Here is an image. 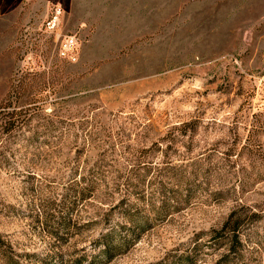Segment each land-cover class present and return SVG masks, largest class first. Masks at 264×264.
I'll return each instance as SVG.
<instances>
[{
	"label": "rangeland",
	"instance_id": "obj_1",
	"mask_svg": "<svg viewBox=\"0 0 264 264\" xmlns=\"http://www.w3.org/2000/svg\"><path fill=\"white\" fill-rule=\"evenodd\" d=\"M122 199L151 219L107 259ZM233 210L230 264H264V0H0V264H180L198 234L218 264Z\"/></svg>",
	"mask_w": 264,
	"mask_h": 264
},
{
	"label": "trees",
	"instance_id": "obj_2",
	"mask_svg": "<svg viewBox=\"0 0 264 264\" xmlns=\"http://www.w3.org/2000/svg\"><path fill=\"white\" fill-rule=\"evenodd\" d=\"M81 178L83 179L84 177L82 176ZM74 183L76 184L74 190V193H76L75 200L90 195V189L83 185L80 179L77 181L75 180ZM123 202H125V200H120L113 208H116L125 219L112 222L106 218V220L109 221L108 226L104 231H101L95 240L94 245L99 247L98 254L107 259L114 257L117 253L124 250L126 246L135 240L150 223L149 219H151V217L149 214L145 213L141 207H138L129 201L126 203ZM171 208H176V205L173 204L172 207H165V205L161 203L157 212H161L165 215L170 212ZM254 215H258V212L255 210L245 214L233 210L229 213L219 228L212 230L213 233L211 236L205 240L207 243L206 246H210L212 249H217L220 246H225L226 248V251L222 253L221 258L219 259L218 264H230L231 258L236 259L240 256L242 251L240 248V244L242 243L240 229L241 223L250 219V217ZM199 237L200 234L196 235L193 244L177 254L180 264H195L196 254L201 251L200 247L202 246ZM73 264L83 263L80 258H76ZM86 264H92V261H89ZM155 264L166 263L161 259Z\"/></svg>",
	"mask_w": 264,
	"mask_h": 264
},
{
	"label": "built area",
	"instance_id": "obj_3",
	"mask_svg": "<svg viewBox=\"0 0 264 264\" xmlns=\"http://www.w3.org/2000/svg\"><path fill=\"white\" fill-rule=\"evenodd\" d=\"M60 7L57 4L51 15L45 20V25L55 27L59 22ZM81 43L80 36L76 32H66L60 35L57 44V54L67 60H75L77 58L78 47Z\"/></svg>",
	"mask_w": 264,
	"mask_h": 264
}]
</instances>
